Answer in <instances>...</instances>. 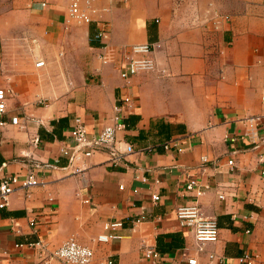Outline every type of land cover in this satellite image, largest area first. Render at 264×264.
<instances>
[{"label":"crops","instance_id":"1","mask_svg":"<svg viewBox=\"0 0 264 264\" xmlns=\"http://www.w3.org/2000/svg\"><path fill=\"white\" fill-rule=\"evenodd\" d=\"M67 1L0 0V88L11 91L0 114V178L37 181L0 207V264H42L33 243L46 254L69 237L92 250L86 264H149L148 245L160 264H235L243 251L264 264V131L254 119L264 114V0L95 2L117 62L123 47L153 44L154 68L127 81L97 61L94 22H66ZM125 95V127L71 173L61 153L72 145L71 119L96 134ZM190 177L207 186L202 195L184 189ZM189 204L218 226L200 251L174 215ZM140 211L145 220L134 222ZM113 220L121 226L104 231ZM103 232L117 237L96 241Z\"/></svg>","mask_w":264,"mask_h":264},{"label":"built area","instance_id":"2","mask_svg":"<svg viewBox=\"0 0 264 264\" xmlns=\"http://www.w3.org/2000/svg\"><path fill=\"white\" fill-rule=\"evenodd\" d=\"M100 0H68L66 6V22L73 20L78 24H90L94 22L93 32L90 39L98 44V52L96 54L97 61L101 65H112L116 67L120 79L126 80L132 75L152 70L155 66L152 57L153 44L141 43L123 47L120 61H116V49L114 46L107 43L108 23L100 18L99 9L94 6L95 2ZM157 46V45H156ZM43 65L41 60H36L34 66L38 67ZM9 89L0 88V114L5 110V100L10 94ZM124 104V105H122ZM131 107L130 97L125 95L121 98V102L114 105L112 108L111 122L103 125L96 134H88L83 122L79 117L71 119L67 137L72 142L70 147L64 145L61 149L63 155L68 156L69 166H71V173H81L83 165H75V162H82L91 155L92 148L97 146L110 147L115 140V133L117 130L123 129L125 124L123 122L124 112ZM125 108V109H124ZM254 119L260 130L264 131V114L255 115ZM10 123L16 124V117L10 118ZM173 141H165L161 143V147L167 150ZM175 144V143H174ZM126 152L131 151V146L125 147ZM177 152H181V148L177 147ZM116 161V157L112 158ZM205 155L198 158V163L201 165L206 162ZM259 170L264 173V159L259 160ZM232 164L231 160L227 161ZM37 184L33 173H28L22 178L16 174L6 175L0 178V207L6 205L8 195L16 190L21 189L26 194L27 190ZM206 185H199L194 177H190L184 182V189L191 191L195 196L203 194ZM27 195V194H26ZM150 199L156 202L159 196L155 193L150 195ZM174 215L177 224L181 228L188 229L196 243L197 251L202 250L201 245L203 242L214 241L218 235V226L215 218L206 217L202 215L199 208L195 204L180 205L174 210ZM145 220V215L142 211L139 212L134 222ZM121 226V222L117 220L106 221L102 224L104 231L113 230ZM117 235L110 232H103L95 237L96 241L105 242ZM36 252L39 256H44L42 264H48L50 259H56L64 264H86L92 257V250L86 246L78 243L74 238L69 237L61 242L56 248L44 254L45 243L37 241L33 243ZM143 257L149 264H160V254L155 249L154 245H148L143 249ZM209 259L213 258L212 254L208 255ZM257 254L243 251L235 258V264H256ZM110 262L107 261V264ZM186 264H196L193 257L186 259Z\"/></svg>","mask_w":264,"mask_h":264},{"label":"trees","instance_id":"3","mask_svg":"<svg viewBox=\"0 0 264 264\" xmlns=\"http://www.w3.org/2000/svg\"><path fill=\"white\" fill-rule=\"evenodd\" d=\"M57 122H60V124H64L65 119L60 118V119L57 120ZM52 124H54V121H52ZM56 136H57V135H56ZM49 138H50V137H49Z\"/></svg>","mask_w":264,"mask_h":264}]
</instances>
